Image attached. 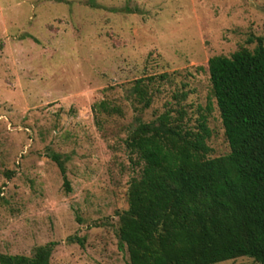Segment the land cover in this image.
<instances>
[{
    "label": "rangeland",
    "instance_id": "374dc122",
    "mask_svg": "<svg viewBox=\"0 0 264 264\" xmlns=\"http://www.w3.org/2000/svg\"><path fill=\"white\" fill-rule=\"evenodd\" d=\"M257 38L264 0H0V255L53 243L50 264H128L116 232L140 171L131 126L180 112L195 129L202 115L208 157L227 155L207 61ZM149 77L141 109L132 89Z\"/></svg>",
    "mask_w": 264,
    "mask_h": 264
},
{
    "label": "trees",
    "instance_id": "16d2710c",
    "mask_svg": "<svg viewBox=\"0 0 264 264\" xmlns=\"http://www.w3.org/2000/svg\"><path fill=\"white\" fill-rule=\"evenodd\" d=\"M207 71L229 152L208 157L210 131L202 115L195 129L183 124L180 112L136 120L125 147L140 171L128 182L127 209L117 213V247L128 264L239 258L264 264V39H255L252 50L210 58ZM153 80L134 82L141 109L151 103L147 89ZM50 158L68 190L60 155ZM52 247H38L31 257L0 255V264H50Z\"/></svg>",
    "mask_w": 264,
    "mask_h": 264
}]
</instances>
